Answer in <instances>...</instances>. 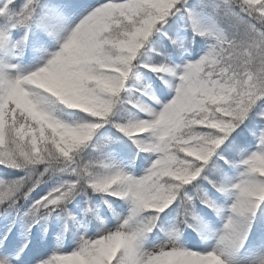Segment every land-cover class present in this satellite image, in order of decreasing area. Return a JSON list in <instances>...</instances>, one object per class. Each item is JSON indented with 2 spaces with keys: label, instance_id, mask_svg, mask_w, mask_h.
I'll return each mask as SVG.
<instances>
[{
  "label": "trees",
  "instance_id": "16d2710c",
  "mask_svg": "<svg viewBox=\"0 0 264 264\" xmlns=\"http://www.w3.org/2000/svg\"><path fill=\"white\" fill-rule=\"evenodd\" d=\"M51 1L35 0L31 19L41 20ZM134 2L132 7H117L101 14L99 24L91 29L99 46L93 51L73 53V64L61 65V89L39 91L43 109L5 87L0 68L4 119L0 172L5 176V184L0 186V224L18 223L29 201L66 175L64 160L68 157L75 158L80 177L74 192L39 212L26 227L27 232L48 237L51 229L59 226L61 240L67 242L69 230L76 229L81 220L89 229L97 230L107 219L116 220L126 207L127 180L113 170L116 163L108 154L123 160L133 171H141L152 152L144 140L153 134L156 125L133 121L136 96L145 81L139 78L138 89L121 91L119 85L127 80L122 69L136 61L150 62L153 67L146 71L157 79L164 74L160 64L168 61V55L178 56L180 52L175 36L179 19L174 15L181 7L179 0ZM245 16L264 30V18L255 8L237 0L221 1L218 17L228 38L222 51L228 88L217 98L218 104L207 103L213 115L206 118L200 114L192 122L193 127L202 131L185 153L194 172L190 178L197 176L207 194H197L193 200L180 198L177 229L196 240L208 234V220L215 219L227 199L230 182L240 167L244 168L239 153L253 137L257 123L264 122L252 102L254 97L264 95V62L259 41L263 36L250 31ZM28 24L23 32L30 37ZM188 30L190 49L195 51L202 38ZM8 47V36H0V63ZM5 157L10 161H5ZM244 175L239 210L250 232L244 233L243 239L264 230V166L246 167ZM172 179L176 184L152 210L168 213L174 206L171 196L187 178L170 173L169 181ZM98 209H103L104 219L96 215ZM147 209L141 206L138 217ZM139 220L145 223L142 217ZM157 225L147 235H162L167 225ZM94 251L98 264H127L122 244L112 249L98 241ZM162 264H185L184 255L174 253L169 259L164 258Z\"/></svg>",
  "mask_w": 264,
  "mask_h": 264
},
{
  "label": "rangeland",
  "instance_id": "374dc122",
  "mask_svg": "<svg viewBox=\"0 0 264 264\" xmlns=\"http://www.w3.org/2000/svg\"><path fill=\"white\" fill-rule=\"evenodd\" d=\"M34 1L0 0V36L9 35L10 46L3 56L1 68L3 83L7 87L43 108L39 91L44 88L61 89L60 66L72 65L73 53L97 48L91 28L98 23L100 14L118 6L132 7L135 0H53L46 8L47 14L38 22L31 19ZM221 1L179 0V5L184 7L176 14L181 18L177 34L181 54L177 59L170 56L171 61L176 60L177 64L173 68L170 63L165 65L164 73L168 76L160 77L161 84L151 79L140 66L151 67L152 64L148 62L136 61L122 69L130 79L120 84L122 91L135 90L140 77L147 81L137 94L138 110L134 121L156 123V128L151 137L144 140L152 152L141 172L133 173L122 163L113 167L126 175L128 190L127 207L118 219L107 221L100 230L78 226L74 232H70L68 242H62L58 237V226L52 229V236L47 238L40 233L29 235L18 226L0 225V264H97L98 256L93 250L96 241L114 247L124 241L127 264H162L164 257L178 252L183 253L185 264H264V232L253 235L247 241H241L239 237L231 238L233 233L243 236L249 230L239 210V194L245 185L242 169L230 184L225 205L215 220L210 219L207 236L196 240L177 229L180 198L193 200L197 193L207 194V188L197 176L190 178L194 172L188 163L189 157L185 155L187 147L199 139L202 131L193 127L192 122L200 114L206 118L213 115L207 103L213 106L218 104L217 98L222 97L228 88L226 61L220 58L225 49V31L220 19L216 18ZM228 1L223 0L225 3ZM237 1L255 8L264 18V0ZM245 18L250 31L263 36L259 41L264 62V30L250 17ZM26 23H32V35L27 45L29 51L23 35ZM188 24L205 37L195 54L187 50L185 27ZM252 102L263 118L264 95L254 97ZM2 105L0 98V145L4 136ZM263 129L264 123L260 121L250 143L241 150L239 161L243 165L264 166ZM0 156L4 157L1 153ZM3 159L10 161L9 157ZM64 162L66 178L53 182L50 188L31 199L24 218L36 217L41 209L73 193L79 180L76 161L74 157H68ZM170 173H178L187 180L173 192L171 200L174 206L168 214L161 215L152 209L158 207L176 184V180L169 181ZM4 184V179L0 177V186ZM141 206L148 207L140 215L146 226L135 220L138 212H142ZM97 216L104 218L102 209L98 210ZM156 223L159 227L167 225V228L159 237L152 238L148 234V238L147 232Z\"/></svg>",
  "mask_w": 264,
  "mask_h": 264
}]
</instances>
